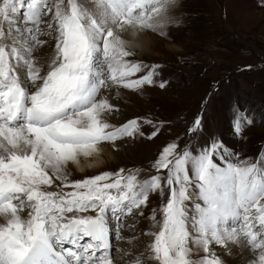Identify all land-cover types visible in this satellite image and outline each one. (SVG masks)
<instances>
[{"label":"snow or ice","instance_id":"obj_1","mask_svg":"<svg viewBox=\"0 0 264 264\" xmlns=\"http://www.w3.org/2000/svg\"><path fill=\"white\" fill-rule=\"evenodd\" d=\"M175 2L0 0V264H117L109 214L123 240V221L136 210L143 216L150 194L165 191L166 202L147 217L150 242L131 264H225L212 244L247 247L256 254L251 264H264V155L241 160L214 138L197 152L171 142L148 179L125 169L70 179V164L139 132L138 119L114 127L103 118L118 109L102 90L155 83V65L130 79L146 66L125 59L134 45L123 34H164ZM42 36L55 40L43 64L34 58ZM153 127L149 139L159 132ZM201 130L198 116L189 133ZM243 130L236 115L234 132ZM230 220L239 224L229 228Z\"/></svg>","mask_w":264,"mask_h":264},{"label":"rangeland","instance_id":"obj_2","mask_svg":"<svg viewBox=\"0 0 264 264\" xmlns=\"http://www.w3.org/2000/svg\"><path fill=\"white\" fill-rule=\"evenodd\" d=\"M168 18L164 34L145 30L151 46L144 52L132 51L133 56L127 57L146 66L130 79H138L152 70L153 65L158 66L153 77L155 83L140 90H102V95L118 109L105 113L103 118L113 126L138 119L139 132L114 144L103 142L115 160L107 159L96 169L88 165L84 172L69 166L71 180L103 172L116 173L120 169L126 173L139 170L138 178L148 179L157 174L152 165L163 147L171 142L178 144L177 151L188 147L197 152L214 138L241 160L255 162L264 155V0H176ZM40 39L46 43L34 53V58L43 64V57L53 51L55 40L45 36ZM161 82L165 83L163 89L159 87ZM236 115L244 124L240 135L234 132ZM198 116H202V130L190 134ZM144 120L153 124H145ZM249 120L251 124L247 123ZM153 125L159 132L149 139L156 130ZM161 174L166 175V170ZM50 190H56L55 185ZM167 195V191L163 198L158 192L150 194L144 215H138V211L131 221H123V235L126 241L134 243L124 240L121 245H113L117 264H131L144 251L150 242L144 232L152 229L147 217L166 202ZM193 214L190 205V217ZM160 219L158 213L157 220ZM218 248L210 245L215 253Z\"/></svg>","mask_w":264,"mask_h":264},{"label":"bare ground","instance_id":"obj_3","mask_svg":"<svg viewBox=\"0 0 264 264\" xmlns=\"http://www.w3.org/2000/svg\"><path fill=\"white\" fill-rule=\"evenodd\" d=\"M146 33H147L146 31H143L139 33L136 37H133L131 36V34L126 33V34H123V38L128 40L130 43L134 45V47L131 48V51L144 52L149 45L151 46V43H150L151 41L147 39ZM109 103L112 104L113 106L115 105L110 100H109ZM105 144L106 143H102L99 146L100 151L94 154L92 157H89L86 160L82 159L79 165L70 164L69 166L73 167L79 172H84V169L88 165H93V167L96 169L97 167H100L101 165H103L104 163L102 162H106L107 159L115 160L114 155L110 153V151L108 150ZM217 250H218L217 252L218 255H221L224 259L223 261L227 264H251V262L254 261L256 258L252 256V254L247 249V247L233 246L229 244V248L227 251L221 247H219Z\"/></svg>","mask_w":264,"mask_h":264}]
</instances>
